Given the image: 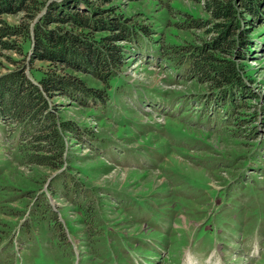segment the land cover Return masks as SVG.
I'll use <instances>...</instances> for the list:
<instances>
[{
    "label": "rangeland",
    "instance_id": "obj_1",
    "mask_svg": "<svg viewBox=\"0 0 264 264\" xmlns=\"http://www.w3.org/2000/svg\"><path fill=\"white\" fill-rule=\"evenodd\" d=\"M199 14L192 0L141 1L132 21L149 31L124 42L106 97H49L71 128L37 186L10 177L28 166L0 117V264H264V26L252 99L223 110L157 48L187 42L181 22ZM18 66L38 78L49 63L0 47V74Z\"/></svg>",
    "mask_w": 264,
    "mask_h": 264
},
{
    "label": "trees",
    "instance_id": "obj_2",
    "mask_svg": "<svg viewBox=\"0 0 264 264\" xmlns=\"http://www.w3.org/2000/svg\"><path fill=\"white\" fill-rule=\"evenodd\" d=\"M141 1L0 0V47L49 63L37 69L38 78L29 77L23 66L0 74V117L17 126L28 166L26 173L12 169L11 178L37 186L47 169L60 165L62 131L71 127L68 120L57 121L49 97L56 92L82 102L106 97L124 62V42L149 31L144 24L137 25L139 31L132 21ZM192 1L205 14L181 22L187 42H167L159 52L177 69L185 62L192 84L216 94L223 110L245 97L250 103L246 65L257 43L254 30L264 26V0ZM6 14L19 16L14 22ZM5 222L0 219V232Z\"/></svg>",
    "mask_w": 264,
    "mask_h": 264
}]
</instances>
